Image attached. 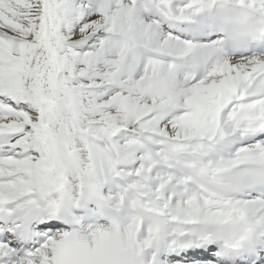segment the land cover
<instances>
[{"label":"snow or ice","instance_id":"obj_1","mask_svg":"<svg viewBox=\"0 0 264 264\" xmlns=\"http://www.w3.org/2000/svg\"><path fill=\"white\" fill-rule=\"evenodd\" d=\"M0 264H264V0H0Z\"/></svg>","mask_w":264,"mask_h":264}]
</instances>
